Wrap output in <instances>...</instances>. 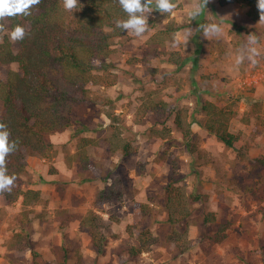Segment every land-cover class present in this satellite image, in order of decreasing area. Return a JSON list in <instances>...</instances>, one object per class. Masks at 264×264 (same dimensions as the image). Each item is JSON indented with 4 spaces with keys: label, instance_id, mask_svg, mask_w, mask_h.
<instances>
[{
    "label": "rangeland",
    "instance_id": "1",
    "mask_svg": "<svg viewBox=\"0 0 264 264\" xmlns=\"http://www.w3.org/2000/svg\"><path fill=\"white\" fill-rule=\"evenodd\" d=\"M217 1L209 0L194 20L188 15L194 0H175L171 13L154 9L148 32L117 39L111 57L96 62L108 84H90V97L75 107L72 126L47 137L53 158L28 156L23 186L40 187L43 196L32 207L27 228L33 244L17 253L20 264H264V167L252 171L255 159L264 156V84L241 85L264 54L255 66L247 60L234 64L251 33L264 53V24L250 19L246 3L221 7ZM212 22L223 27L219 38L195 30ZM190 27L195 31L188 37ZM165 29L163 42L153 43ZM208 99L238 109L231 129L248 142L244 159L200 124ZM161 101L169 109L159 119L148 108ZM178 113L191 124L189 138L176 124ZM162 128L171 131L167 139L155 134ZM83 136L94 139L88 146L94 168L85 172L72 160ZM127 143L131 154L122 148ZM165 150L177 157L178 185L192 210L175 224L166 221L170 164L159 157ZM111 185L123 191L121 197L97 203ZM193 194L200 199L192 202ZM22 211L21 200L10 204L0 193V264H15L8 244L22 230ZM210 212L216 222L206 221ZM219 224L228 225V236L214 242ZM129 246L145 249L132 258Z\"/></svg>",
    "mask_w": 264,
    "mask_h": 264
},
{
    "label": "trees",
    "instance_id": "2",
    "mask_svg": "<svg viewBox=\"0 0 264 264\" xmlns=\"http://www.w3.org/2000/svg\"><path fill=\"white\" fill-rule=\"evenodd\" d=\"M218 3H246L249 6L247 14L251 19H260L258 0H218ZM117 19H127L118 0H80V5L73 11L64 9L63 0H41L39 5L31 9V15L16 16L5 21L10 32L17 24L26 26L28 32L21 41L12 42L7 35L0 41V118L7 124L11 138L18 141L17 150L7 157L8 173L15 174L18 179L10 192L1 194L10 204L19 200L23 204L20 220L22 230L16 232L8 244L10 251L7 256L15 264H20L21 255L17 253L33 244L27 226L32 220L31 212L35 211L32 207L40 203L43 196L40 188L23 186V176L29 172L28 156L53 158L56 155L54 144L47 137L65 132L72 126L75 107L90 97V84H108L98 72L100 68L96 62L111 57L115 41L128 34L115 26ZM168 32L169 29L162 30L161 35H154L151 40L153 43H162L165 39L163 34ZM15 62L18 63L17 68L12 66ZM148 109L154 110L160 119L165 116L169 105L161 101ZM201 111L204 115L200 120L202 127L215 134L227 147L236 149L239 157L244 159L248 142L241 132L236 133L231 129L239 113L238 109L233 104L221 105L208 99L203 102ZM176 120L185 137L189 138L192 133L191 124L185 125L180 113ZM165 129H156L155 134L167 139L171 131ZM93 142L92 137H80L77 150L72 156V160H76L83 172L94 168L88 148ZM122 148L125 153L131 154L129 143ZM159 157L170 164L166 186V221L175 224L188 218L192 210L185 192L178 185L182 179L178 173L176 155L165 150ZM257 167H264V156L255 159L252 171L255 172ZM122 194L120 188L108 186L98 194L97 203L119 199ZM192 196V202L201 197L200 194ZM138 205L144 210V204ZM205 219L207 222H216L217 215L210 212ZM82 223H86L83 218ZM227 227L226 224H219L214 242L227 238ZM97 239L95 233L93 242L97 251L101 252L103 249ZM154 241L158 242L159 238L155 237ZM143 247L129 246L130 257L136 258L144 251Z\"/></svg>",
    "mask_w": 264,
    "mask_h": 264
},
{
    "label": "clouds",
    "instance_id": "3",
    "mask_svg": "<svg viewBox=\"0 0 264 264\" xmlns=\"http://www.w3.org/2000/svg\"><path fill=\"white\" fill-rule=\"evenodd\" d=\"M41 3V0H0V41L7 35L12 42L23 40L28 34L26 26L17 24L11 32L8 31L5 21L16 16L31 15V9ZM120 7L127 14V19H117L115 26L129 35L142 37L149 31V16L153 10L160 13H171L176 7L175 0H118ZM209 3V0H194V6L188 13L190 19L194 20ZM80 5V0H63L66 11H73ZM257 7L260 14L259 23L264 24V0H258ZM203 36L209 40L219 38L223 34L220 23L212 22L200 24L198 29ZM191 27L186 30L187 36L191 37L195 31ZM259 37L251 33L247 37V43L240 48L235 56L234 64L239 66L247 60L250 65L258 63L257 57L261 56ZM18 141L11 138V132L7 124L0 118V193L10 192L18 177L9 174L7 168V157L15 152Z\"/></svg>",
    "mask_w": 264,
    "mask_h": 264
},
{
    "label": "built area",
    "instance_id": "4",
    "mask_svg": "<svg viewBox=\"0 0 264 264\" xmlns=\"http://www.w3.org/2000/svg\"><path fill=\"white\" fill-rule=\"evenodd\" d=\"M261 84H264V62L248 70L241 81L243 88H257Z\"/></svg>",
    "mask_w": 264,
    "mask_h": 264
},
{
    "label": "crops",
    "instance_id": "5",
    "mask_svg": "<svg viewBox=\"0 0 264 264\" xmlns=\"http://www.w3.org/2000/svg\"><path fill=\"white\" fill-rule=\"evenodd\" d=\"M218 2V1H217ZM234 4H236V3H230V4H227V5H234ZM218 5H220L219 3H218ZM227 5H220L221 7L222 6H227ZM247 15V14H246ZM251 19V18H250ZM251 20H253V19H251ZM253 21H255V20H253ZM40 188V187H39Z\"/></svg>",
    "mask_w": 264,
    "mask_h": 264
}]
</instances>
